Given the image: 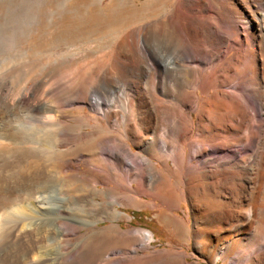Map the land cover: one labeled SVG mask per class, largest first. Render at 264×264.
Segmentation results:
<instances>
[{
    "label": "bare ground",
    "instance_id": "6f19581e",
    "mask_svg": "<svg viewBox=\"0 0 264 264\" xmlns=\"http://www.w3.org/2000/svg\"><path fill=\"white\" fill-rule=\"evenodd\" d=\"M100 2L0 0V26L8 30L17 19L19 27L59 21L61 28L71 30L74 21L85 19L95 27L103 15ZM104 11L100 26H131L114 36L110 55L86 75L92 76V84L80 96L91 99L88 107L100 112L110 128L126 123L125 134L140 153L119 138L95 137L97 147L83 151L90 165L83 176L76 174L78 163L68 164L74 173L40 171L39 166L22 171L21 164L40 158L64 166L70 154L53 152V147L70 124L57 120L59 108L52 115L46 114L50 105L34 106V95L1 100L0 264H134L139 258L136 245H118L104 253L88 247L115 237L142 236L149 244L150 233L113 228L73 243L82 234L72 224L114 220L113 203L139 207L143 197L152 196L162 205L158 221L179 233L181 224L168 214L177 202L157 167V162L167 167V159L177 169L191 160L205 167V185L194 175L184 192L199 222L194 233L200 255L210 258V264H264V234L258 243L253 234L245 237L254 223L264 225V0H110ZM8 40L14 43L12 36ZM198 91L207 93L201 105ZM169 101L175 102L174 110ZM198 107L194 123L188 115ZM168 125L182 129L170 147L164 141L170 135ZM186 147L193 150L187 159ZM102 159L112 176L124 179L122 193L108 182L101 193L92 179L85 183V193L77 194L75 179L108 175L93 165ZM133 183L140 194H134ZM212 207L219 210L209 212ZM239 219L240 224L234 223ZM211 232L225 239V245H211ZM163 255L168 264H188L183 252Z\"/></svg>",
    "mask_w": 264,
    "mask_h": 264
},
{
    "label": "rangeland",
    "instance_id": "374dc122",
    "mask_svg": "<svg viewBox=\"0 0 264 264\" xmlns=\"http://www.w3.org/2000/svg\"><path fill=\"white\" fill-rule=\"evenodd\" d=\"M109 1L101 0L100 7L103 10V15L97 17L96 21L99 19L101 21L99 20V23L95 27L87 25L85 19L74 21V26H72L71 30L61 28L59 21H54V26L46 23L41 25L26 23L22 27H19L20 21L17 19V23L14 24L18 26L11 25V28L8 30L3 24L0 26V101L6 97L18 99L21 95L26 98L34 95V106L42 105L43 108L50 105L51 107L46 114L52 115L59 108L60 113H62L58 116L57 120L70 124L63 137L57 136V140L59 141L58 146L53 147V152L63 151L70 154L64 166L48 164L47 161L40 158L39 160L34 159L21 164L19 169L22 171H29L39 166L38 169L40 171L51 170L52 172L74 173L70 170L68 164H72V167L73 164L78 163L80 169L76 174L83 176L90 168V165L84 159L88 154L85 152H91L97 147V144L93 141L95 137L111 136L119 138L123 144L127 145L135 153H140L138 147H135L125 134L126 123H121L110 128L106 123L105 117L100 112H93L90 109L91 107H88L91 105V99L80 96V91H85L92 84V76L90 75L86 78V75L91 73L92 69L103 64V57L106 58L110 55L109 49L113 48L111 43L114 36L121 33L127 25L131 26V24L121 25L116 22L111 25L100 26V22L105 19L104 7ZM8 35L14 39L12 45L8 43ZM35 89L36 91L34 92ZM198 93L200 97L199 105H201L207 93L204 95H201L200 91ZM78 99H84L85 101H79ZM47 100L51 102L43 105ZM56 100L59 104H57ZM113 100H116V98ZM168 103L171 104L170 108L173 110L176 108L175 102L169 101ZM199 107L188 115L189 120L194 123L197 120ZM69 109H73V111L67 114L66 112ZM168 127L170 135L164 138V141L170 147L174 145V138L176 135L181 134L182 129L176 125L174 127L168 125ZM149 132H151L150 134L154 133L153 130ZM74 134L76 137L73 139L72 135ZM158 137L161 140L163 139L160 133ZM102 151L106 153L104 148L100 152ZM232 151H236V148L232 149ZM192 153L193 150L186 147L185 159L188 158V155H192ZM2 159L3 156H0L1 161ZM167 161V167H164V164L160 162H157V167L165 175L163 184L171 188L176 199V207L169 211L168 214L181 224L182 229L179 233L174 231L170 225L165 226L158 221L156 215L162 208V205L159 200H154L150 196L143 197L145 201L139 207H134L131 204L121 205L113 203L116 213L114 220H101L94 224H87L86 226L73 221L72 225L75 228H80V234L82 235L81 237L78 235L76 238H73L72 242L81 243V240L86 239L92 233H102L110 231L113 228H117L123 233L133 231L148 232L151 234L149 244H144L146 241L142 236L126 240L115 237L104 243H100L98 246L90 244L88 249L91 252L96 253L100 250L99 252L104 253L118 245L127 246L126 248L136 245L137 256L139 258L134 264H168L164 259L165 255L163 253L171 250L183 252L185 263L210 264V258H203L200 255L202 251L201 244L196 243L199 238L194 233L199 222L194 221L193 214H195V211L191 209V205L184 193L186 190L185 183L194 179V175L195 178L201 181V186L205 185V181H202L203 179L201 178L205 167L199 166V160H191V162H187L188 160H186V166L188 167L180 165L177 169L171 159H167ZM93 165L108 175L105 177L102 175L87 177L86 174V178L75 179L77 183L74 189L77 191V194L79 190L82 196L85 193L83 191L85 183L89 184L92 179H95L94 182H97V187L102 189L101 193L104 191L105 182H108L113 187L116 186L121 194L124 179H116L115 175L112 176V172L106 166V160L94 161ZM193 165L197 169H191ZM10 175L11 173H9ZM132 188L135 195L141 193V188L137 183H133ZM67 194L68 192L64 193L61 198H64ZM94 198L98 200L96 195H94ZM153 200L155 201L154 204L152 203ZM214 210L219 209L215 207L208 209L209 212ZM55 216H59L58 212L55 213ZM247 217L245 215L242 219H246ZM242 219L234 223L240 224ZM231 224L229 223L227 226ZM255 225L254 223L250 227L251 229L247 231L245 237L247 240L253 234L256 236L255 243H258L264 234V225L263 223L257 227ZM209 238L211 245H216L217 248L225 245L226 240L220 239L217 232H211ZM96 247L98 250L95 249ZM202 247L204 248L205 245ZM215 264L224 263L222 260H218Z\"/></svg>",
    "mask_w": 264,
    "mask_h": 264
}]
</instances>
